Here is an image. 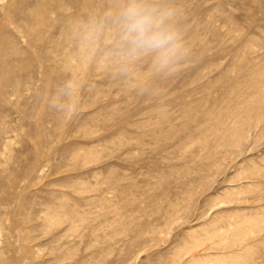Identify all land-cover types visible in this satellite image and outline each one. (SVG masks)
<instances>
[{
	"label": "rangeland",
	"instance_id": "374dc122",
	"mask_svg": "<svg viewBox=\"0 0 264 264\" xmlns=\"http://www.w3.org/2000/svg\"><path fill=\"white\" fill-rule=\"evenodd\" d=\"M126 3L0 0V264H264V0H148L165 68Z\"/></svg>",
	"mask_w": 264,
	"mask_h": 264
},
{
	"label": "clouds",
	"instance_id": "9594fccd",
	"mask_svg": "<svg viewBox=\"0 0 264 264\" xmlns=\"http://www.w3.org/2000/svg\"><path fill=\"white\" fill-rule=\"evenodd\" d=\"M174 15L173 10L153 6L148 0H127L113 18L118 27L119 54L131 61L140 55L154 53L157 64L161 68L168 67L183 54L180 34L170 23ZM74 87L72 81L65 82L61 97L70 99ZM55 107L63 110L60 103ZM69 110L77 115L75 104H70Z\"/></svg>",
	"mask_w": 264,
	"mask_h": 264
}]
</instances>
